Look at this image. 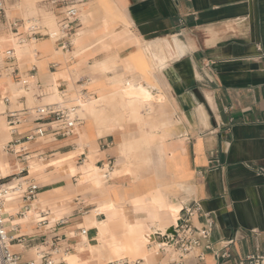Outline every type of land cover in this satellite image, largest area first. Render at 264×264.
<instances>
[{
	"label": "crops",
	"instance_id": "0c3cea01",
	"mask_svg": "<svg viewBox=\"0 0 264 264\" xmlns=\"http://www.w3.org/2000/svg\"><path fill=\"white\" fill-rule=\"evenodd\" d=\"M39 3L56 26L71 5L78 14L58 41L47 28L24 27L20 0L0 18V177L38 186L32 201L20 195L4 203L7 233L18 241L12 251L25 263L53 244L66 263L73 256L81 264H156L165 260L159 252L110 259L111 245H127L133 234L152 241L173 228L172 211L177 224L183 207L197 203L191 224L213 217L214 249L232 240L229 257L208 253L202 264L264 255V0ZM32 13L26 0L28 24L37 22ZM147 47L166 58L161 66L153 60L152 78L170 123L155 122L154 131L149 123L137 130L116 112L120 106L139 121L138 109L153 102L139 98L164 100L136 71ZM79 99L88 101L81 123L69 136L52 132L44 111ZM11 112L20 116L15 134L6 122ZM41 125L45 136L24 142ZM14 140L26 152L4 154Z\"/></svg>",
	"mask_w": 264,
	"mask_h": 264
},
{
	"label": "built area",
	"instance_id": "2783aa9c",
	"mask_svg": "<svg viewBox=\"0 0 264 264\" xmlns=\"http://www.w3.org/2000/svg\"><path fill=\"white\" fill-rule=\"evenodd\" d=\"M17 0H0V18L4 17L8 8H10ZM49 0H41V3ZM55 2H52L54 4ZM78 10L74 6H70L65 10L57 22L56 30L46 34V36L55 41L67 38L71 32V27L77 18ZM29 29H37L30 27ZM79 108L77 106H68L65 108L47 109L45 117L50 118L49 125H52V132H56L62 136L71 135L73 129L81 123L78 115ZM43 112V111H42ZM19 115L16 112L8 113L6 116L7 126L12 134H15L17 126L20 124ZM45 125L38 126L29 131L24 138V142H31L36 138H43L46 134ZM21 140H14L5 144L2 151L6 155H19L26 152L25 147H20ZM27 156L24 155V161ZM107 165L112 167L111 161L107 160ZM214 166H220L219 161L212 162ZM14 182H5L0 177V264H67L65 259L59 258L58 261L51 260L50 257L57 253L58 248L53 244L48 252L40 251L37 253L36 261L25 263L22 261L20 254L12 251L11 247L14 242H18L12 236H9L5 225L4 203L6 198L12 194L13 197L22 195L26 202L32 201L36 197L38 186L30 184L23 188V184L15 182L11 188L6 187L7 184ZM199 212V206L194 203L191 206H184L182 209L183 217L179 218L177 224L173 226L174 235L169 236V242L156 241L157 253L159 252L164 261L156 264H202L206 254L213 253L216 258H227L229 253L227 248L232 244V240H225L220 244V249H214V243L211 241V234L215 226L213 217L209 214H202V221L198 227L191 224V218ZM60 225H64L61 220ZM80 235L84 236L86 230L80 228ZM58 242V238L56 239ZM67 252V251H66ZM65 253H63L64 256ZM107 264H128L126 261H117ZM239 264H264V255H254Z\"/></svg>",
	"mask_w": 264,
	"mask_h": 264
},
{
	"label": "rangeland",
	"instance_id": "374dc122",
	"mask_svg": "<svg viewBox=\"0 0 264 264\" xmlns=\"http://www.w3.org/2000/svg\"><path fill=\"white\" fill-rule=\"evenodd\" d=\"M41 0H30L31 4H32V11L33 13L31 14V18L35 19L37 22L36 23H31L28 24V20L29 18H26L24 16V12H25V6H26V0H20L21 4H20V12H21V18H23L24 20V27L28 28V26L30 25V27H38L40 29L42 28H47L49 33L53 32L56 30V24H55V19L50 17V15L46 14L47 11L45 9H43L40 5ZM13 7L8 8L7 10L13 9ZM14 11V10H13ZM51 18L52 21V25H49L47 23H45V20L47 18ZM19 18V17H17ZM40 22V23H39ZM145 53L149 54L150 57H147L146 54H144V60L143 62H141L140 64H138V66L136 67V71L137 73L141 74L144 77V81L148 84V88L151 90H154V87L162 94V96L164 97V100L161 101V103L158 102H154L156 101L159 97L155 96L153 98H139L141 101L140 102H144L145 100H153V102H151L150 104L142 105L139 109H138V117H139V121L135 119V117L131 114L130 110H122L119 106L118 110L116 112L120 113L121 116H123L125 114V116H127L126 119V123L128 125H131V127L137 129V130H144L147 126V124L149 123L150 125H152L151 129H153L152 131H154L155 128L154 127V123L155 122H161L163 125H165L166 123H170L169 122V105L167 103V100L165 98V94L164 92H162V90L156 86V84L154 83L152 78V74L154 73V70L157 69V66L154 65L153 60L155 61H159L158 62V66H161L164 62V60L166 59L164 56H162V58L158 57L156 54H153L151 52V48L147 47L145 49ZM82 98V97H80ZM83 102V103H87L88 101L86 99H82V100H78L77 101V106L80 107L79 103ZM141 103V104H142ZM81 108H79L78 110V115L81 118V116L83 117L86 114H82L80 112ZM128 113V114H127ZM127 114V115H126ZM81 115V116H80ZM168 117V118H167ZM82 119V118H81ZM164 127V126H163ZM5 144V143H4ZM142 235H134L133 234V239H135V242L139 241L141 242L140 246H142V249H145L146 244L150 243L151 244V249L149 251L146 252L147 256H153L156 252H157V247L158 245L156 244L155 238L151 240V238H149L148 235H144V237H141ZM129 238V236L127 237V239ZM54 257V261H58V258H62V255H60L59 257H56L55 255ZM73 256H67V264H70V262L72 261ZM138 259V258H136Z\"/></svg>",
	"mask_w": 264,
	"mask_h": 264
},
{
	"label": "bare ground",
	"instance_id": "6f19581e",
	"mask_svg": "<svg viewBox=\"0 0 264 264\" xmlns=\"http://www.w3.org/2000/svg\"><path fill=\"white\" fill-rule=\"evenodd\" d=\"M12 37V36H11ZM16 40V39H15ZM9 42L13 45H16L14 40H9ZM148 96V95H147ZM151 97V96H150ZM81 110L80 112L82 114H86L87 112V107H88V103H83L80 102L79 103ZM6 170V169H5ZM3 175V169L0 168V176ZM85 178V177H84ZM90 180L91 183L93 184V186L95 188H99L101 187V178H98L96 176V173H93L90 176ZM84 181V180H83ZM12 185H6V187H10L11 188ZM97 188V189H98ZM13 197L12 194H10L5 201L8 200V198ZM100 209V208H99ZM103 209V208H102ZM113 209V208H111ZM6 209H4L5 211ZM114 210V209H113ZM3 211V212H4ZM108 211V210H107ZM100 212V211H99ZM5 216V215H4ZM176 218H177V213L175 211H172V225L175 226L176 224ZM101 220V219H100ZM165 230H160V232H164ZM88 232V231H87ZM147 235V234H146ZM153 236L155 235V233L152 234ZM82 236V235H81ZM133 236H131L130 241L127 243V245H111V252L110 253V259H125V258H131V259H136L137 257H145L146 256V252L149 250H143L141 249L137 243L135 242V239L132 238ZM82 238V237H81ZM155 238V237H154ZM93 239V238H92ZM157 244V243H156ZM141 254V255H140ZM70 264H81L79 263L77 260H75V258H72V261L70 262Z\"/></svg>",
	"mask_w": 264,
	"mask_h": 264
},
{
	"label": "water",
	"instance_id": "95a60500",
	"mask_svg": "<svg viewBox=\"0 0 264 264\" xmlns=\"http://www.w3.org/2000/svg\"><path fill=\"white\" fill-rule=\"evenodd\" d=\"M174 235V230L173 228H169L165 230L164 232H155V241H163V242H169L170 238L169 236Z\"/></svg>",
	"mask_w": 264,
	"mask_h": 264
}]
</instances>
